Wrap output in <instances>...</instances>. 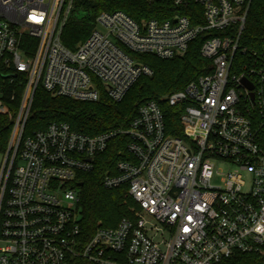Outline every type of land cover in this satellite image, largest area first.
I'll return each instance as SVG.
<instances>
[{"label":"built area","instance_id":"built-area-1","mask_svg":"<svg viewBox=\"0 0 264 264\" xmlns=\"http://www.w3.org/2000/svg\"><path fill=\"white\" fill-rule=\"evenodd\" d=\"M143 1L163 7L140 20L102 10L71 48L62 32L86 0H0V112L12 122L0 168V264H70L76 256L95 264H230L235 252L264 255V50L245 64L234 58L245 52L252 0ZM201 35L211 71L143 102L127 128L90 135L51 122L26 133L39 86L80 101L102 93L120 101L153 74L140 54L183 56ZM163 103L177 109L182 135L168 132ZM120 135L128 158L102 184L126 185L138 207L79 248L76 182Z\"/></svg>","mask_w":264,"mask_h":264},{"label":"trees","instance_id":"trees-1","mask_svg":"<svg viewBox=\"0 0 264 264\" xmlns=\"http://www.w3.org/2000/svg\"><path fill=\"white\" fill-rule=\"evenodd\" d=\"M69 17L62 40L74 48L86 39L94 27L95 17L102 10L121 9L135 19L156 16L163 7L143 0H86ZM207 35L191 42L183 56L163 59L151 54H140L139 59L153 69L151 76H141L120 101H113L105 93L96 102L80 101L66 96H55L39 86L36 90L26 133L45 129L51 122H67L73 130L94 135L109 129L127 128L136 116L139 106L150 99L160 100L165 95L183 88L199 75L211 71L210 60L200 53ZM245 52H236L239 64L249 62L254 54L264 50V0H252L249 5L245 27L240 37ZM239 71V68H238ZM161 101V100H160ZM164 104L167 130L182 135V125L177 109ZM16 103L14 104V107ZM12 132V122L7 113L0 112V153L7 151ZM128 138L120 135L112 139L107 150L98 157L96 169L85 173L76 182L78 188L77 213L80 224L79 248L87 243L99 227H115L125 217L133 218L136 202L128 194V187L105 188L102 177L107 170L114 171L120 159L128 158ZM264 255L235 252L230 264H262ZM70 264H95L76 256Z\"/></svg>","mask_w":264,"mask_h":264},{"label":"water","instance_id":"water-1","mask_svg":"<svg viewBox=\"0 0 264 264\" xmlns=\"http://www.w3.org/2000/svg\"><path fill=\"white\" fill-rule=\"evenodd\" d=\"M243 83L249 88V89H253V85L249 82V81H247V80H243Z\"/></svg>","mask_w":264,"mask_h":264},{"label":"rangeland","instance_id":"rangeland-1","mask_svg":"<svg viewBox=\"0 0 264 264\" xmlns=\"http://www.w3.org/2000/svg\"><path fill=\"white\" fill-rule=\"evenodd\" d=\"M3 162H4V156L2 155V153H0V168L2 167ZM262 264H264V262Z\"/></svg>","mask_w":264,"mask_h":264}]
</instances>
